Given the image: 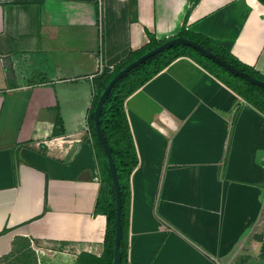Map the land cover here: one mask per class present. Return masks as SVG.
Wrapping results in <instances>:
<instances>
[{
	"label": "crops",
	"instance_id": "1",
	"mask_svg": "<svg viewBox=\"0 0 264 264\" xmlns=\"http://www.w3.org/2000/svg\"><path fill=\"white\" fill-rule=\"evenodd\" d=\"M182 30L264 77L260 0H0V264L102 254L93 97L150 36ZM197 59L124 100L127 264H264V92L251 104Z\"/></svg>",
	"mask_w": 264,
	"mask_h": 264
},
{
	"label": "trees",
	"instance_id": "2",
	"mask_svg": "<svg viewBox=\"0 0 264 264\" xmlns=\"http://www.w3.org/2000/svg\"><path fill=\"white\" fill-rule=\"evenodd\" d=\"M263 4L264 2L260 0ZM186 36V32L182 30L177 35L173 36ZM188 38V37H187ZM191 39V38H189ZM162 41H157L153 36L149 37V43L147 46L143 47L137 52H131L123 61L117 64L114 70L107 75L101 76L102 81L99 84V88L96 94L93 97L92 106L88 115V124L91 131V136L93 140L94 151L99 163V169L101 173V182L103 183V204L102 211L106 216V228L104 234V249L102 254L99 257H96L91 254H79V263L78 264H112V246H113V237H114V208H115V199L114 191L112 186V181L110 177V172L108 169L106 157L101 148L100 142L98 141L93 126V110L97 103V100L108 83V81L113 77V75L127 65L129 62L137 58L138 56L145 53L147 50L154 48L155 46L162 43ZM170 51V54L166 53ZM181 55L193 56L197 61L204 63V66L214 73L230 88L236 91L240 96L245 98L251 104H258V93L264 92V89L249 83L242 78L233 75L228 72L218 64L212 62L208 58L202 56L200 53L194 49L185 46V45H176L172 48L163 51L162 53H157L154 56L148 58L143 63L134 67L128 71L121 79H119L115 85L111 88L110 92L107 95L106 100L102 106L100 114L101 128L103 130L105 139L111 149L112 156L114 159L116 174L118 183L120 186L121 192V226H122V237L119 244V249L121 253L120 264H127V244L125 238V230L128 222L129 215V195H130V186H129V177L132 170L137 165V154L135 150V145L133 143L132 135L130 132L129 124L127 121L125 109H124V100L130 95L133 91L138 89L143 83L150 79L154 74L160 71L165 67L171 60L175 59ZM218 57L228 61L234 65L239 70L245 71L250 75L257 77L264 81V77L259 76L257 73L248 69L245 66L239 64L236 60L230 56L217 53ZM57 123H60V118L57 116Z\"/></svg>",
	"mask_w": 264,
	"mask_h": 264
},
{
	"label": "water",
	"instance_id": "3",
	"mask_svg": "<svg viewBox=\"0 0 264 264\" xmlns=\"http://www.w3.org/2000/svg\"><path fill=\"white\" fill-rule=\"evenodd\" d=\"M264 2V0H262ZM178 44H184L187 45L203 56L209 58L214 63L220 65L222 68L227 70L228 72L242 78L243 80L252 83L262 89H264V81L261 79H258L249 73L239 70L229 62L220 59L217 57L212 51L205 48L203 45L197 43L196 41L183 37V36H176L169 38L167 40H164L159 45L155 46L154 48L149 49L136 59L129 62L127 65H125L123 68L118 70L113 77L108 81L104 89L102 90L97 103L93 110V126H94V132L95 135L100 142L101 148L103 150V153L106 157L108 169L110 172V177L112 181L113 191H114V199H115V208H114V237H113V246H112V264H120L121 259V253L119 249L120 240L122 237V226H121V208H122V201H121V192H120V186L117 179L114 159L112 156L111 149L105 139L103 130L101 128V122H100V114L102 110V106L104 104V101L107 98L108 93L110 92L111 88L115 85V83L121 79L128 71L133 69L134 67L138 66L142 62H144L146 59L150 58L151 56H154L155 54L162 52L163 50L170 48L174 45Z\"/></svg>",
	"mask_w": 264,
	"mask_h": 264
},
{
	"label": "rangeland",
	"instance_id": "4",
	"mask_svg": "<svg viewBox=\"0 0 264 264\" xmlns=\"http://www.w3.org/2000/svg\"><path fill=\"white\" fill-rule=\"evenodd\" d=\"M100 176H101V173H100Z\"/></svg>",
	"mask_w": 264,
	"mask_h": 264
}]
</instances>
